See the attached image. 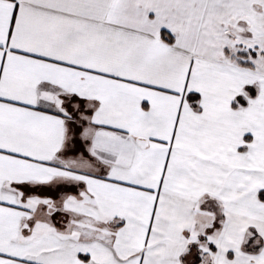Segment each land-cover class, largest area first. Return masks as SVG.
Wrapping results in <instances>:
<instances>
[{
    "label": "snow or ice",
    "instance_id": "snow-or-ice-1",
    "mask_svg": "<svg viewBox=\"0 0 264 264\" xmlns=\"http://www.w3.org/2000/svg\"><path fill=\"white\" fill-rule=\"evenodd\" d=\"M0 264H264V0H0Z\"/></svg>",
    "mask_w": 264,
    "mask_h": 264
}]
</instances>
